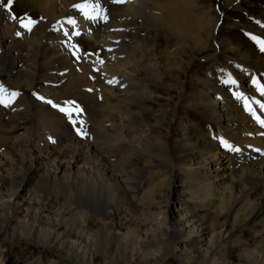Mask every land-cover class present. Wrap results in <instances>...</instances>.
Segmentation results:
<instances>
[{
    "label": "bare ground",
    "instance_id": "bare-ground-1",
    "mask_svg": "<svg viewBox=\"0 0 264 264\" xmlns=\"http://www.w3.org/2000/svg\"><path fill=\"white\" fill-rule=\"evenodd\" d=\"M84 2L18 0L39 18L23 48L3 36L0 66L13 87L9 106L0 104V210L19 207L28 238L37 224L57 231L52 247L68 244L69 264H94L113 247L141 264L164 255L264 264V57L219 37L218 17L199 0H98L106 22L85 19L74 7ZM58 19L83 55L64 42ZM205 52L209 67L194 72ZM187 54L195 60L185 73L203 91L173 95L169 81ZM114 76L116 86L105 83ZM15 181L34 184L17 202ZM7 222L0 213V233ZM251 232L252 244L243 243Z\"/></svg>",
    "mask_w": 264,
    "mask_h": 264
},
{
    "label": "rangeland",
    "instance_id": "rangeland-1",
    "mask_svg": "<svg viewBox=\"0 0 264 264\" xmlns=\"http://www.w3.org/2000/svg\"><path fill=\"white\" fill-rule=\"evenodd\" d=\"M232 1V2H231ZM199 0V4L201 5V11H205L210 15L218 17V35L221 38L229 37L231 40L235 41L236 43H239L243 45L245 49H254L257 51L259 56L264 57V51L261 50L260 45L256 42V40L252 39L253 36L258 37L261 40H264V0ZM7 3V0H3V3H0V51L5 50L7 47V42L3 41L4 37H8L10 39H13L15 41H18L20 44H23L26 38L29 37L30 31H27L26 29L20 27L19 21L12 19V16L15 15L16 17H27L28 13L26 11L24 12V9L20 8L18 4V0H13V3L11 5L10 9H6L3 5ZM81 12V11H80ZM82 14V13H81ZM29 18V17H28ZM36 18H39L37 16ZM36 18H31V20H36ZM56 27H58L59 31L62 33V36L66 41L68 45H71L72 43V50L73 48H76L73 50V53H77V55H83L84 49L82 50L77 41H74L72 36L65 35V32L67 31V28H64V23L59 21V19L54 24ZM17 33H20L17 35ZM29 33V35H28ZM161 32L158 35V38H161ZM4 36V37H3ZM161 42V39H159ZM73 41V42H72ZM23 42V43H22ZM214 42V41H213ZM212 42V44H214ZM78 43V44H76ZM76 46V47H73ZM77 48L78 51H77ZM77 52H76V51ZM80 50L82 51L80 54ZM225 49L223 48V51ZM23 51V50H21ZM6 52V51H5ZM1 53V52H0ZM208 53L205 52L201 54L198 58L195 60L191 56V54H187L186 61L184 64V69L180 71V75L177 78L176 76H173V79L169 82L174 85L173 95L177 94V91L181 89L185 95H190L191 93L197 91L201 92L203 91V86L196 81L195 78L187 75L186 68L189 67V64L192 63L195 60V63L193 65L194 72H197L199 70L206 71L209 67L210 63H207L206 59L204 57ZM229 56H235L236 53L233 51H228ZM96 61L101 64L100 58H97ZM101 61H103L101 59ZM97 63V64H98ZM6 63L1 65L0 67V86H2L4 89L9 90L8 88L13 87L12 82L10 80L9 73L7 72V67H5ZM3 67V68H2ZM191 69V66H190ZM189 69V70H190ZM6 70V71H5ZM5 71V72H4ZM8 73V74H7ZM109 81H112V83H109ZM121 80L120 77H108V79H105L106 84H112L113 86H116V84ZM8 85V86H7ZM7 86V87H6ZM38 91H43L44 87L41 88L40 85H38ZM165 91V90H160ZM171 100V98L163 96L161 99V103L163 101ZM168 103L174 104L176 100H171ZM192 113L196 112L192 109H188ZM197 113V112H196ZM195 113V114H196ZM198 114V113H197ZM175 126V124H174ZM174 128L172 127V130ZM21 130V131H20ZM24 130L23 127L21 129L19 128L14 134L18 132H22ZM166 132V130L164 131ZM170 136L172 137V134L170 133ZM1 148H6L5 146ZM151 167L147 168L146 178L149 174ZM16 185V186H15ZM14 186L20 189L19 198L15 201H19L22 199V195H24L29 189L34 187L33 183L27 184L24 189L23 184H20L19 181L14 182ZM5 197V196H4ZM55 203L54 201L51 202V205ZM4 209L0 210L1 215L3 218H8V222L6 223L5 228L0 233V238L4 243L1 244L0 249L2 248V260L0 264H31L34 258L39 256L41 253H43L44 257L40 263L35 264H69L65 260L66 252L69 250V245L64 243L61 244V251H57V248L52 247L53 237L57 231H47L45 227H48L46 225H38L35 227L36 231L34 233V236L32 237H26L24 236V232H21V220H23V213L19 212V207L17 206H4ZM14 208V209H13ZM119 216V217H118ZM121 217L119 214L116 215L115 222L116 226L120 225L121 223ZM149 222H152L150 219ZM46 230L45 232L40 230L42 228ZM119 227V226H118ZM14 229V230H13ZM54 230V229H53ZM15 231V232H14ZM122 231V228H121ZM251 234H244V242H249V244H252L253 236ZM50 236V237H49ZM73 235L70 233L63 235L62 239H66L67 243L72 238ZM62 241V240H61ZM234 250V249H233ZM232 250V251H233ZM231 251V252H232ZM234 254H236V251H233ZM113 259V260H112ZM114 262H117L118 264H141L143 260H141V257L137 254H132L131 252H125V251H116L113 247V250L109 252L108 254H96L94 257V264H114ZM161 264H185V262H182V259L177 257V255H170L166 256L164 255L162 257V263Z\"/></svg>",
    "mask_w": 264,
    "mask_h": 264
},
{
    "label": "snow or ice",
    "instance_id": "snow-or-ice-1",
    "mask_svg": "<svg viewBox=\"0 0 264 264\" xmlns=\"http://www.w3.org/2000/svg\"><path fill=\"white\" fill-rule=\"evenodd\" d=\"M114 2H122V0H114ZM0 3H3V0H0ZM12 3H13V0H7V3L4 4L3 6L6 9H10ZM74 7H76L79 11L82 12V14L85 16V19H89V20H93V21L98 20V19H103V20H105V22L107 21V16L103 14V9L100 8L98 0L95 3H93V0H85L84 3L74 5ZM12 19L18 20L20 27L26 29L27 31H31L32 26H34V24L36 23L35 21L31 20V18H28L26 16L18 18L15 15H13ZM68 23L75 25L76 21L73 19H69ZM19 34L20 33H17V35H19ZM65 35L67 36L68 33L65 32ZM73 35L79 36L80 32L76 31L73 33ZM252 39L256 40V42L260 45L261 50L264 51V40H261L255 36H253ZM73 47H76V46H73ZM109 50H111V49H109ZM77 51H78V48H77ZM100 62L103 63V61H100ZM229 82L235 83V81H229ZM109 83H112V81H109ZM259 87H260L262 94H264V86H259ZM6 91H7L6 89H4L2 86H0V104H4V106H9V103L11 101L6 99V96H5ZM8 95L14 98L18 94L15 92H12V93H8ZM48 103H51V101H48ZM53 106L56 107V105H53ZM60 111L65 112L66 115H68V117L71 119L72 110L60 108ZM73 122H75V121H73ZM261 123L264 124V121H261ZM223 143H224L225 147L232 148V146L229 145L227 142H223ZM232 150L239 151L238 148H234Z\"/></svg>",
    "mask_w": 264,
    "mask_h": 264
}]
</instances>
